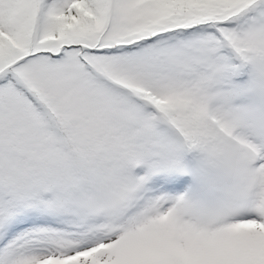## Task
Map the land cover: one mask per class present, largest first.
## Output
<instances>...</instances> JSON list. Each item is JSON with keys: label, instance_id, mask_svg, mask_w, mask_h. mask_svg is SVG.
<instances>
[{"label": "snow or ice", "instance_id": "6c2138e0", "mask_svg": "<svg viewBox=\"0 0 264 264\" xmlns=\"http://www.w3.org/2000/svg\"><path fill=\"white\" fill-rule=\"evenodd\" d=\"M0 264H264V0H0Z\"/></svg>", "mask_w": 264, "mask_h": 264}]
</instances>
